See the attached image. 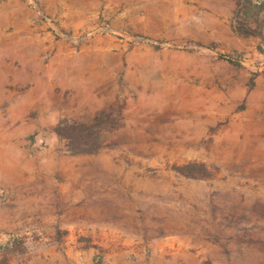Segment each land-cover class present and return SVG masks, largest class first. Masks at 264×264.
<instances>
[{"label": "rangeland", "instance_id": "374dc122", "mask_svg": "<svg viewBox=\"0 0 264 264\" xmlns=\"http://www.w3.org/2000/svg\"><path fill=\"white\" fill-rule=\"evenodd\" d=\"M241 25L264 0H0V264H264Z\"/></svg>", "mask_w": 264, "mask_h": 264}, {"label": "trees", "instance_id": "16d2710c", "mask_svg": "<svg viewBox=\"0 0 264 264\" xmlns=\"http://www.w3.org/2000/svg\"><path fill=\"white\" fill-rule=\"evenodd\" d=\"M238 32L241 34V35H245V36H254L256 38H259L261 39L262 41H264V36L262 34L261 31H259L258 29H254V28H250V27H247L245 25H241L239 28H238ZM159 44V43H157ZM219 57L221 59H226L228 61H230L231 63H234V64H239L238 61L231 55H227V54H220ZM81 129H84L85 126L84 125H80V124H69L68 122H61L58 126H57V132L59 133V135H61L62 137H66L68 140L71 141V144H76L77 142H80L82 143L81 141H79V135L84 132ZM67 131H70L71 133H66ZM86 134L83 135V137L87 138L85 136ZM90 137V136H89ZM96 137V138H94ZM93 138L95 141H97L98 139H100V136L99 134L98 135H95ZM87 140V139H86ZM88 142V140H87ZM96 146L92 149H76L75 151L78 152V151H94V150H97L99 148V143L98 142H95ZM98 144V145H97Z\"/></svg>", "mask_w": 264, "mask_h": 264}]
</instances>
